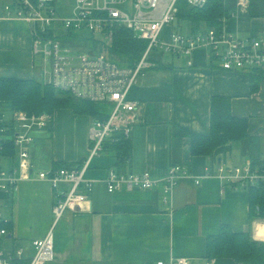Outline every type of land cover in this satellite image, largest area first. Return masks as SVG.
<instances>
[{
  "label": "crops",
  "instance_id": "0c3cea01",
  "mask_svg": "<svg viewBox=\"0 0 264 264\" xmlns=\"http://www.w3.org/2000/svg\"><path fill=\"white\" fill-rule=\"evenodd\" d=\"M7 3L16 10L17 0H0V78L40 80L43 76V81L45 65L34 51L35 27L25 19L2 16ZM240 19L232 12L223 28L250 37L242 34ZM192 59V66L179 58L165 63V68H152L131 88L130 98L141 107L140 121L130 136L131 163L121 169L107 147L91 160L85 173L95 181L87 192L89 209L69 211L59 220L54 230L56 256L47 264H156L177 256L191 258L192 264H237L229 258L208 260L206 239L217 234L222 224L237 232L252 230L259 218L251 216L248 190H235L216 176L220 158L221 163L231 165L250 158L243 155L239 142L223 145L211 156H193L189 139L176 155L173 128L208 134L213 98H228L231 113L248 119L249 133L260 138L264 159V78L254 90L248 72L224 69L208 51L199 49ZM95 108L105 119L112 106L95 103ZM67 109L74 114L71 119L78 130H59L62 116L56 117V111L64 108L57 109L51 125L37 133L33 158L38 168L56 170L60 163L81 168L90 155L89 129L99 118ZM64 115L70 116L68 112ZM38 137L50 145L42 162L35 158ZM2 164L8 168L13 161L4 158ZM174 164L189 174L181 178L167 201L164 182L151 189L123 188L111 193L104 181L112 169L124 174L148 171L163 179ZM196 178H201L199 185ZM68 188L67 183L60 185V190ZM55 193L50 182L37 179L35 171L33 179L22 181L17 192L4 200L3 214L10 222L8 233L0 235V249L6 257H15L14 264H28L35 254L34 242L53 226ZM18 250H23L21 257Z\"/></svg>",
  "mask_w": 264,
  "mask_h": 264
},
{
  "label": "built area",
  "instance_id": "2783aa9c",
  "mask_svg": "<svg viewBox=\"0 0 264 264\" xmlns=\"http://www.w3.org/2000/svg\"><path fill=\"white\" fill-rule=\"evenodd\" d=\"M180 1L202 8L209 0H75L69 15L57 9V0H17L16 10L10 3L4 5V15L25 19L35 27L34 51L48 56L43 82L82 100L96 104L109 103L111 111L105 119H94L89 129L93 147L81 168L39 169L36 177L50 182L55 193V222L44 238L36 240L35 254L28 264H47L53 261L55 251V227L67 212L89 209L88 191L95 181L87 179L85 173L91 160L102 155L105 143L117 140L122 135L130 139L133 128L140 121V103L129 97L131 88L146 75V70L156 64L149 61L156 51L185 58L188 66L193 65L194 53L199 49L209 52L219 60L226 70L241 72L257 71L264 75V38L241 37L209 28L197 33H185L178 20ZM250 0H237L240 9H246ZM1 14V13H0ZM178 23V26L176 25ZM126 26L134 36L147 40L148 46L141 59L133 67H122L109 59L103 51L95 48L72 47L58 40L57 28L63 27L66 35L78 36L82 30L90 31L102 45H111L115 28ZM51 33V34H50ZM62 35V34H61ZM63 36V35H62ZM101 46V45H100ZM54 114L49 112L30 113L14 110L7 116L4 102L0 100V235H6L5 227L10 221L3 214L4 200L17 192L19 184L34 178L37 165L33 158V146L37 133L47 129ZM13 161L11 167L2 164L3 159ZM216 176L224 185L235 190H247L250 186L264 185V164L254 165L251 159L241 164L220 163ZM185 167L171 165L163 179L155 178L151 172L123 174L115 169L105 178L111 193L123 188L151 189L164 182L165 201L170 198L181 178L188 175ZM210 173H207L209 175ZM196 184L201 178H196ZM62 183L69 184L61 189ZM257 222L264 224V217L255 220L252 236L264 242V231L256 233ZM23 250H18L21 257ZM15 257H6L0 249V264H14ZM156 264H192L191 258L177 256L159 260ZM212 264V263H210Z\"/></svg>",
  "mask_w": 264,
  "mask_h": 264
},
{
  "label": "trees",
  "instance_id": "16d2710c",
  "mask_svg": "<svg viewBox=\"0 0 264 264\" xmlns=\"http://www.w3.org/2000/svg\"><path fill=\"white\" fill-rule=\"evenodd\" d=\"M233 2L236 3V0H209L207 5L198 8L190 6L186 1H180L178 20L179 22L189 21L191 33L200 32L204 27L221 31L225 19L229 18L233 12L228 3L233 4ZM260 2L264 3V0H250L248 8L253 17L264 16V8L260 7ZM56 37L62 36L59 34ZM91 43H94L97 49L103 51L109 59L122 67H133L141 59L148 46L147 40L135 37L133 31L126 26L115 28L111 45L102 46L96 38ZM155 64L153 69L166 67L165 62H155ZM249 74L253 89H258L264 75L257 71H251ZM0 100L10 102L14 109L19 111L54 114L56 109L69 108L76 114L104 119L97 112L95 103L58 91L38 79L0 78ZM185 139L190 140L193 156H211L223 145L241 142L244 156L249 157L254 165L264 164V159L260 155V138L249 133L248 119L236 117L231 113L228 98H213L211 130L208 134L192 133L179 126H174L173 147L175 146L176 155H179ZM106 147L114 153L121 169L131 163L133 146L130 139L119 135L117 140L108 141L105 149ZM56 167L58 169L75 168L73 164L66 163H60ZM118 171L123 172L119 169ZM247 190L250 195L251 216L253 218L264 217V185L250 186ZM5 227L9 228V224ZM205 257L208 260L229 258L237 264H264V242L256 241L251 229L237 232L229 224H222L217 234L207 237Z\"/></svg>",
  "mask_w": 264,
  "mask_h": 264
},
{
  "label": "rangeland",
  "instance_id": "374dc122",
  "mask_svg": "<svg viewBox=\"0 0 264 264\" xmlns=\"http://www.w3.org/2000/svg\"><path fill=\"white\" fill-rule=\"evenodd\" d=\"M57 3H58L57 4L58 12L62 15H69L71 13L73 6H74L75 0H57ZM228 6L229 7L231 6V8L233 9V12H235L237 15H239L241 17L242 34L250 35L252 37H258V38L263 37L264 38V16L253 17L252 15H250V9L249 8H246V9L238 8L237 0H236V3L235 2H233V4L228 3ZM260 7L264 8L263 2H260ZM181 24H182V26H181L182 30L185 33H189L191 31V23L189 21H183V22H181ZM176 25L178 26V23ZM56 32L60 35L61 34L63 35V36L61 35L62 37L58 38V40H61L64 45L72 46V47H84V48H95V49H97L95 47V44L91 43L95 37L88 30H85V29L82 30L80 32V34H78V36H75V35L67 36L65 34L66 30L63 27L57 28ZM102 46H104V45H102ZM174 59H179V58L174 57L173 55H170L168 53L156 51L152 54L149 61L169 63ZM151 69H147L146 73ZM42 78H43V76H39L40 80ZM129 97H130V94H129ZM3 102H4L5 112H6L7 116H10L13 113V111L16 109H14V107L11 105L10 102H8V101H3ZM55 111H54V113H55ZM65 112H68L70 114V116H67V117H69V119L64 115ZM58 114H59V116H62V121H61L62 126H60L59 130H78V127H79L78 124L75 123V121L71 119L74 117V114L72 113V111L68 110L67 108H64V110H61L58 113L56 111V117L58 116ZM64 117H66L69 121L64 120ZM239 144L243 147V144H241V142H239ZM36 145H37V151H36V157L35 158H36V160L38 159V162H42V157H45V154H43V153L45 150L46 151L50 150V145L48 142L43 141L42 137L41 138L38 137V142ZM44 145H46V146H44ZM40 168H38V166H37L36 173ZM256 218L257 217H255L254 220Z\"/></svg>",
  "mask_w": 264,
  "mask_h": 264
},
{
  "label": "bare ground",
  "instance_id": "6f19581e",
  "mask_svg": "<svg viewBox=\"0 0 264 264\" xmlns=\"http://www.w3.org/2000/svg\"><path fill=\"white\" fill-rule=\"evenodd\" d=\"M257 230L256 233L260 235V232L264 231V224L257 222ZM261 236V235H260Z\"/></svg>",
  "mask_w": 264,
  "mask_h": 264
},
{
  "label": "water",
  "instance_id": "95a60500",
  "mask_svg": "<svg viewBox=\"0 0 264 264\" xmlns=\"http://www.w3.org/2000/svg\"><path fill=\"white\" fill-rule=\"evenodd\" d=\"M46 60H45V65H48L49 64V60H48V56H45ZM220 163H221V158L219 159Z\"/></svg>",
  "mask_w": 264,
  "mask_h": 264
}]
</instances>
